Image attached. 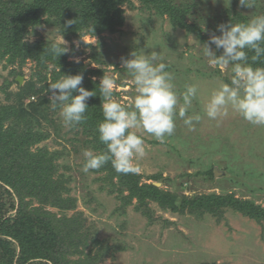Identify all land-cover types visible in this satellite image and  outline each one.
<instances>
[{
  "label": "rangeland",
  "instance_id": "obj_1",
  "mask_svg": "<svg viewBox=\"0 0 264 264\" xmlns=\"http://www.w3.org/2000/svg\"><path fill=\"white\" fill-rule=\"evenodd\" d=\"M193 1L198 6V15L202 16L198 21L203 33L211 36L207 24L221 18L231 1ZM252 3V8L240 4L236 8L246 15L247 21L264 14L263 0H252ZM136 4V7H125L126 20L119 31L106 32L101 37L85 36L84 43L92 47L74 41L82 54L71 59L84 61L92 69L102 68L105 75L115 81L114 98L126 108L136 93L131 76L122 67V58H131L133 51L137 55L156 53V63H165V71L173 75L178 96L185 85L197 86V98L188 114L201 115V121L194 122L195 127L190 130L177 116L175 131L164 143L144 135L146 155L136 161L138 173L143 174L144 180L149 175H160L166 179L165 183L154 177L147 181L171 191L190 195L234 193L241 200L249 199L264 207V126L253 125L232 113L210 120L202 111L203 102L211 91L219 82L226 83L224 78H231L230 66L221 68L212 64L204 55L201 45L206 42L202 38L173 26L166 17L139 9L138 2ZM36 33L38 35L29 36L31 41L42 37L65 43L69 48L72 46L52 27L40 26ZM5 65L4 60L0 61L1 103L7 102L1 88L12 79L10 69L16 67ZM34 66L31 61L26 63L24 75L16 76L18 83H13L10 91H19V87L30 80ZM36 99L32 95L26 102ZM48 117L61 125L62 136L49 127L52 135L41 145L63 153L57 163L61 172L72 177V194L78 198L77 210L84 212L87 225L100 239L122 248L100 264H264V220L256 221L232 208L225 210L221 220L211 215L199 219L188 213L163 211L153 202L151 208L156 218L150 222L139 210L136 198L122 210L121 200L108 192L102 173L82 171L83 152L91 149H86L80 140H74L73 133H66L69 127L63 124L60 108L48 112ZM210 167L214 170V179L207 174ZM103 185L106 187L102 188ZM51 210L58 211L57 208Z\"/></svg>",
  "mask_w": 264,
  "mask_h": 264
},
{
  "label": "trees",
  "instance_id": "obj_2",
  "mask_svg": "<svg viewBox=\"0 0 264 264\" xmlns=\"http://www.w3.org/2000/svg\"><path fill=\"white\" fill-rule=\"evenodd\" d=\"M230 1L221 18L207 24L208 33L220 35L218 25L230 21L247 22L246 15L236 9L239 0ZM136 2L139 9L166 17L173 26L209 41L210 35L203 33L198 21L202 16L198 15V6L193 0H0V61L6 62L5 67L16 66L10 69L12 79L1 88L7 102H0V264H100L122 249L100 239L87 225L84 212L77 210L78 198L72 194V177L59 169L57 160L63 153L41 144L52 135L49 127L62 136L61 125L48 117V112L60 108L52 105L49 84L64 75L82 74V86L94 91L96 96L88 100L87 120L78 128L69 127L66 133H73L74 140H80L94 154L105 151L106 146L100 142L97 131L104 119L99 84L105 73L100 67L92 69L84 61L77 63L71 59L82 54L74 41L84 43L85 36L101 37L106 32L119 31L126 20L125 7H136ZM190 18L194 21H189ZM69 20L74 21L70 26L67 25ZM40 26L56 29L72 46L69 48L65 43L42 37L31 41L29 36L38 35ZM53 43L65 46L68 52L60 57L49 54L47 50ZM215 53L219 56L222 49L215 48ZM252 55L254 53L248 51L249 64L264 67V57L253 63ZM28 61L35 65L30 80L20 86L19 91H10L12 84L18 83L16 76L24 75L23 67ZM229 66L231 69L232 65ZM224 80L230 83L229 77ZM32 95L37 99L27 103L26 99ZM93 171L102 173L108 192L121 200L120 209H125L136 198L139 210L150 222L156 218L151 208L153 202L163 211L188 213L199 219L211 215L221 220L225 210L232 208L256 221L264 220V207L249 199L241 200L234 193L190 195L171 191L147 181L154 177L164 182L166 179L160 175H149L144 180L142 173L120 174L111 162ZM207 174L215 178L212 167ZM69 211L74 212L70 215Z\"/></svg>",
  "mask_w": 264,
  "mask_h": 264
},
{
  "label": "clouds",
  "instance_id": "obj_3",
  "mask_svg": "<svg viewBox=\"0 0 264 264\" xmlns=\"http://www.w3.org/2000/svg\"><path fill=\"white\" fill-rule=\"evenodd\" d=\"M241 7L252 8V0H239ZM74 21H67L70 26ZM220 35L213 33L202 46L210 62L221 68L231 67L230 83L219 82L202 105V111L210 120H218L230 113L239 115L247 122L264 126V67L249 64L248 51L254 53L251 61L256 63L264 57V14L255 15L246 23L218 25ZM211 45L222 53L217 56ZM60 57L68 48L53 43L47 50ZM157 55H137L122 58V67L127 70L135 86L136 95L126 108L113 94L115 81L104 75L100 79L99 91L102 103L103 121L97 126L99 140L106 146L101 154L84 150V173L98 170L108 162L117 173L139 172L136 161L146 155L144 135L164 143L175 131V118L193 130L201 121L199 114L189 115L192 102L197 98L196 85H185L177 94L174 77L165 71V63H156ZM78 63L79 60L77 59ZM83 75H64L59 81L49 84L53 107H60V115L66 127L78 128L87 120L88 100L95 97L94 91L85 89ZM78 93V95H74ZM182 97V103L180 99ZM195 122V123H194Z\"/></svg>",
  "mask_w": 264,
  "mask_h": 264
},
{
  "label": "water",
  "instance_id": "obj_4",
  "mask_svg": "<svg viewBox=\"0 0 264 264\" xmlns=\"http://www.w3.org/2000/svg\"><path fill=\"white\" fill-rule=\"evenodd\" d=\"M20 78V77H19ZM20 80H21V78H20ZM43 102H45V101H43ZM158 185V184H157Z\"/></svg>",
  "mask_w": 264,
  "mask_h": 264
}]
</instances>
